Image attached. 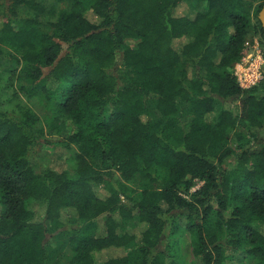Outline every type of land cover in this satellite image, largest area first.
Instances as JSON below:
<instances>
[{
	"label": "trees",
	"instance_id": "1",
	"mask_svg": "<svg viewBox=\"0 0 264 264\" xmlns=\"http://www.w3.org/2000/svg\"><path fill=\"white\" fill-rule=\"evenodd\" d=\"M55 3L0 1V61L54 112L48 136L30 107L0 111V264H62L61 235L68 264H184L180 232L192 264H264V81L234 70L264 0ZM40 145L74 148V172H37Z\"/></svg>",
	"mask_w": 264,
	"mask_h": 264
},
{
	"label": "rangeland",
	"instance_id": "2",
	"mask_svg": "<svg viewBox=\"0 0 264 264\" xmlns=\"http://www.w3.org/2000/svg\"><path fill=\"white\" fill-rule=\"evenodd\" d=\"M1 2H5L7 5H11L13 0H0ZM36 2H42L45 4L50 10L51 7L54 8H62L63 6L55 3V0H34ZM264 10V9H263ZM262 10V11H263ZM188 11V5L182 4L177 10L176 15L183 16ZM93 21H96L95 18L88 16ZM50 19L51 15L43 17V20ZM1 21V16H0ZM261 21V20H260ZM255 22V20H254ZM262 23V22H261ZM263 25V24H262ZM264 29V28H263ZM177 42V41H176ZM177 44H179L177 42ZM180 45V44H179ZM248 50L245 57L248 54H253L254 52L260 51V53L264 54V40L261 36H254L247 41ZM242 63V62H241ZM240 64V63H239ZM239 64L235 66L234 70L240 69ZM17 69V75L12 84L9 82L11 77L10 70ZM0 111L12 113L17 104H23L30 107L40 118L39 126L42 127L45 131V134L48 135L50 132V120H52L54 116V112L50 104L46 101L45 97L39 91V88H30L31 84L27 82L25 76L21 73V66H18L16 63L1 60L0 61ZM238 72V71H237ZM40 84L39 86H41ZM26 88V89H25ZM25 89V90H24ZM67 128H62V134L67 133ZM52 138L56 140L58 138L57 135L52 132ZM49 136V135H48ZM49 137V138H50ZM74 149V148H73ZM67 149L64 147L54 146L47 147L45 145H40L37 151L32 156V163L35 165L37 172H42L45 169H55L56 171H69L71 173L74 172L75 162V149L74 150ZM140 180L137 179L131 183L133 188H137L139 186ZM202 186L201 182H195L192 191L198 190ZM100 193L105 195V192L101 189ZM135 197V195H134ZM34 209L40 214V217L43 216V208L40 206H34ZM135 223L125 222L123 224L124 231H136L133 229ZM175 242L178 243V260L183 262L184 264H192L194 261L192 247H191V237L186 232H180L175 236ZM50 248H52L61 258L62 264H68L73 256V250L70 245L67 244L66 236L61 235L58 238L53 239L49 243ZM126 253L125 250H110L106 252L99 253L97 255L98 264H102L106 259L124 255ZM241 255H237L234 261L231 264H255V259L249 257L246 260H241Z\"/></svg>",
	"mask_w": 264,
	"mask_h": 264
},
{
	"label": "built area",
	"instance_id": "3",
	"mask_svg": "<svg viewBox=\"0 0 264 264\" xmlns=\"http://www.w3.org/2000/svg\"><path fill=\"white\" fill-rule=\"evenodd\" d=\"M239 67L235 75L242 88L249 89L264 81V54L260 51L244 57Z\"/></svg>",
	"mask_w": 264,
	"mask_h": 264
},
{
	"label": "water",
	"instance_id": "4",
	"mask_svg": "<svg viewBox=\"0 0 264 264\" xmlns=\"http://www.w3.org/2000/svg\"><path fill=\"white\" fill-rule=\"evenodd\" d=\"M260 20H261V22L263 24V28H264V10L260 14Z\"/></svg>",
	"mask_w": 264,
	"mask_h": 264
},
{
	"label": "flooded vegetation",
	"instance_id": "5",
	"mask_svg": "<svg viewBox=\"0 0 264 264\" xmlns=\"http://www.w3.org/2000/svg\"><path fill=\"white\" fill-rule=\"evenodd\" d=\"M263 26V25H262Z\"/></svg>",
	"mask_w": 264,
	"mask_h": 264
}]
</instances>
